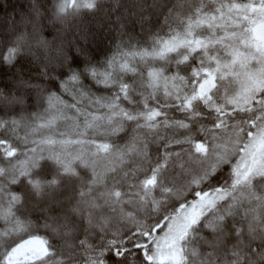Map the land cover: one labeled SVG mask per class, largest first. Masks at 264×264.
Instances as JSON below:
<instances>
[{
  "label": "snow or ice",
  "instance_id": "6c2138e0",
  "mask_svg": "<svg viewBox=\"0 0 264 264\" xmlns=\"http://www.w3.org/2000/svg\"><path fill=\"white\" fill-rule=\"evenodd\" d=\"M256 3L264 8V0H256ZM118 7L117 3L112 11ZM40 9L41 5L34 0L33 20L40 16ZM98 10L99 0H59L51 7L50 19L65 21L69 16L95 15ZM140 11H144L142 5ZM131 15L135 19L129 20V24L142 26L150 19L145 15L137 16L136 12ZM122 20V16L116 17L120 29L125 27ZM82 38L86 42L88 34L82 33ZM29 39L20 29L0 39V84L3 85L0 88V130L4 133L0 146L4 148V156L9 158V167H0V178L9 187L0 184V196L10 209L8 213H0V219L4 225L12 224L7 242L0 247V264H48L57 254L49 233L66 228L69 223L66 215L47 214L51 192L60 184L56 176L75 175L67 160L54 155V147H41L57 144L79 145L80 153L87 152L96 158H100L101 153L104 158L118 156L121 162L127 160L134 167H143L147 162L148 170L139 184L141 191L135 194L141 197L142 203L161 188L169 193L165 210L154 223L147 229L131 232L130 235L136 237L131 247L129 241L113 238L105 248L88 257L89 264H264V158L252 157L256 137L244 145L243 153L237 148L233 155L224 138H216L208 128H202L196 135L187 131L178 135V130L188 128L190 122H170L165 108H190L196 96L181 100L177 93L175 105H149L145 97L141 111L130 112L123 108L121 101L129 100L130 85L123 79L128 64L127 53L120 44L113 47L114 51L112 48L99 52L79 40L69 42L56 65L40 66L47 86L43 89L38 86L34 100L18 95L13 86L17 77L22 79L20 58ZM197 75L194 71L193 76ZM100 86L109 94L96 96L93 89L99 90ZM202 92L201 89L198 97L201 101L204 100ZM85 96L93 105L106 109L105 115L89 118L81 109ZM29 108L35 109L34 118L30 117L33 122L41 121L39 127L49 129L61 117L71 119L69 112L77 119L83 115L82 130L75 124L73 132H58L55 138L32 140L31 145L18 137L10 142V135L24 121L20 113ZM88 129H92L94 135L89 134ZM72 136L75 138H67ZM260 136H264V127L258 133ZM113 137H121L124 142L116 144ZM153 145L157 148L155 153L150 151ZM18 151L29 159L28 166L19 171L10 159H19ZM77 155L79 157V153ZM53 162L59 167L54 168ZM95 175L93 168L90 181L80 186L81 196L91 192L96 183ZM21 177V187L28 189L23 197L10 191V186ZM178 185L181 188L176 191ZM107 195L119 202L123 193L113 186ZM21 209L29 216L33 211L39 212L38 220L44 221L43 231L30 219L25 223ZM87 241L85 232L79 246L86 247Z\"/></svg>",
  "mask_w": 264,
  "mask_h": 264
},
{
  "label": "trees",
  "instance_id": "16d2710c",
  "mask_svg": "<svg viewBox=\"0 0 264 264\" xmlns=\"http://www.w3.org/2000/svg\"><path fill=\"white\" fill-rule=\"evenodd\" d=\"M33 2L34 0H0V39L11 34L14 29H20L30 36L20 58L22 79L17 77L13 86V91L18 95H27L34 100L38 86L39 89L47 86V78L41 76L40 66L56 65L65 54L69 42L76 43L79 40L99 52H107L120 44L127 53L128 64L127 74L123 79L130 85L129 100L121 101L123 108L130 112L141 111L145 97L149 105H175L178 103L177 93L181 100L186 96H196L197 99L193 100L190 108H165L170 122H190L188 128L178 130V135L186 131L196 135L202 128H208L216 138H224L233 155L237 148L243 153L244 145L256 137L252 157L264 158V136L258 137L261 127H264V85L246 105H241L238 97L242 83L240 75L237 72L229 74L225 68H214L217 64L229 62L240 37L245 38V33H252L251 28L264 24V8L256 7L248 11L251 10L249 5L258 4L256 0H99V10L95 15L69 16L65 21L50 19L51 7L59 0H35L41 5V14L33 20ZM117 3L120 7L112 11ZM141 5L143 12L140 11ZM240 8H245V18L240 19L239 15L244 13L239 11ZM133 12L137 16H149L150 19L142 26L129 24V20L135 19L131 15ZM118 15L123 17V29L116 23ZM82 33L88 34L86 42ZM256 44L251 49L253 58L247 65L252 70L264 66V53L261 52L264 51V42ZM54 51L57 52L54 54ZM108 54L112 55L111 52ZM209 69L214 78L212 88H207L206 72ZM194 71L198 73L195 77ZM224 71L227 74L223 75ZM2 87L0 84V88ZM201 89L203 101L198 99ZM93 93L96 96L109 94L102 86L99 90L94 88ZM81 109L89 118L106 113V109L93 105L86 96L81 102ZM34 113L33 108L20 113L24 116V121L10 135V142L18 137L31 145L32 140L39 141L48 136L55 138L58 132H73L75 124H79L82 130L85 119L83 115L77 119L73 112H69L67 115L71 119L61 117L49 129L39 127L41 121L33 122ZM88 133L94 135L92 129H88ZM2 138L4 133L0 130V139ZM112 141L116 144L124 142L121 137H113ZM41 147H54V155L67 160L75 172V175L61 174L55 177L60 184L51 192L47 214L66 215L69 226L49 233L57 247V254L49 259L48 264H89L88 257L105 248L113 238H123L129 241L131 247L136 239L130 235L131 232L147 229L164 212L169 195L164 188L149 195L144 203L139 195H135L141 191L139 184L148 170L147 162L143 167H134L127 160L121 162L118 156L104 158L101 153V157L96 158L87 152L80 153L81 146L76 144ZM150 151H157L155 145L151 146ZM17 155L19 159H10L19 171L28 166L29 159L20 151ZM8 159L4 156L3 146H0V167H9ZM53 163L54 168L59 167ZM93 168L96 183L92 185L91 192L81 196L80 186L90 181ZM21 180L22 177L15 185H11L10 191L23 197L28 189L26 186L21 187ZM0 184L9 187L2 178ZM130 184L137 187L130 188ZM113 186L123 193L119 202L107 195ZM180 188L181 185H178L176 191ZM172 194L175 195V192ZM9 211L4 198L0 196V213ZM20 211L26 218L25 223L30 219L43 231L44 221L38 220L39 212L33 211L29 216L27 211ZM258 211L257 208V214ZM11 226L12 224L4 225L0 219V247L7 242ZM85 232L88 241L86 247L81 248L79 239Z\"/></svg>",
  "mask_w": 264,
  "mask_h": 264
},
{
  "label": "rangeland",
  "instance_id": "374dc122",
  "mask_svg": "<svg viewBox=\"0 0 264 264\" xmlns=\"http://www.w3.org/2000/svg\"><path fill=\"white\" fill-rule=\"evenodd\" d=\"M259 7V4L249 5L248 11H252L253 8ZM241 12L246 11L245 8H240L239 11ZM257 10V9H254ZM240 12V13H241ZM239 13V14H240ZM240 19L243 17L245 18V12L243 15H239ZM252 33H245L247 36L240 37L237 41V45L234 47L235 49L232 51L231 58L228 63H222L221 65L214 66V68L218 69H226L229 74H234L235 72L240 75L242 79L241 83V90L239 92L238 97L240 98V104L246 105L252 98V96L259 90V88L264 85V66L259 67L256 70H252L251 68L247 67L248 63L252 60V52L251 50L256 43H263L264 42V24L255 26V28H251ZM229 34V33H228ZM262 40V41H261ZM185 42V41H183ZM258 48V46L256 47ZM260 49V48H259ZM57 51H54V54ZM264 53V51H261ZM57 55V54H56ZM264 55V54H263ZM222 67V68H221ZM207 88H212L214 86V78L210 69L207 70ZM227 73L224 74L225 75Z\"/></svg>",
  "mask_w": 264,
  "mask_h": 264
}]
</instances>
